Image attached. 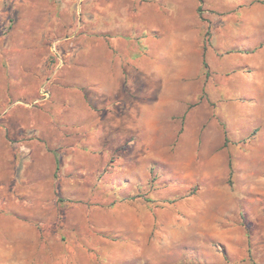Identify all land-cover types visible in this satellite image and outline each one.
<instances>
[{"label": "rangeland", "instance_id": "374dc122", "mask_svg": "<svg viewBox=\"0 0 264 264\" xmlns=\"http://www.w3.org/2000/svg\"><path fill=\"white\" fill-rule=\"evenodd\" d=\"M89 1L0 0V264H264V0H200L205 66L171 81L191 1L145 0L176 25L140 41L145 86L126 76L137 133L103 118L110 89L47 118L75 92L59 48L88 42Z\"/></svg>", "mask_w": 264, "mask_h": 264}, {"label": "crops", "instance_id": "0c3cea01", "mask_svg": "<svg viewBox=\"0 0 264 264\" xmlns=\"http://www.w3.org/2000/svg\"><path fill=\"white\" fill-rule=\"evenodd\" d=\"M75 1L70 0V3H75ZM172 1L177 4L175 0ZM190 1L191 4L188 9L182 11L189 15L187 27H191L193 31L192 43L187 48L186 58H179L183 56L181 55L182 53L177 52L178 48L173 47L169 56L170 58L167 60L168 66H164L172 74L167 79L168 81L173 80V77L180 79L182 76H186L191 80L198 77L200 79L204 52L201 41L203 25L201 18L197 14L200 1ZM89 4L91 7V17L88 42H85L82 46H76V44L69 46L68 42H64L63 46L59 48L64 50L67 62L64 66V71L56 79L60 81L61 86H63L62 84L72 85L75 92L72 93L73 96H70V94L66 96L64 94L62 97L56 96L53 98L56 107L53 112L51 111L52 115L48 113L47 118L50 119L51 116L55 115H59L60 117L62 112L66 110L81 114L90 112V107H87V103L82 96H76L77 88L79 90L80 88H84V92L92 96L89 98V102L96 103V105L98 103L102 104L107 98L103 100V98L95 96L99 95L98 93L101 91L105 92L110 89L112 90L111 96H108L110 100L108 99L109 101H107L113 102L115 107L111 112H106L108 116L105 114L103 118H113L114 128L118 130L121 128L126 129L123 133H128L129 131L140 132V130L146 127V121L143 123L141 120L144 119L139 118L137 114L140 109L138 104L139 99L137 100V98H141L142 96L138 95L134 97L127 93L124 95L125 93H123L122 88H124V84L129 76L131 77L130 80H133L135 77L138 78L137 86L140 85V81L145 82L142 84V87L145 86L149 79H146L145 71L147 68H143L141 62L152 67L151 61H154V59H152L150 53L157 51L158 48H155V46H158L159 37L167 33L165 26L171 25L170 27L174 28L176 24L173 26V20H170L159 26L149 25L152 16L155 19L162 17L160 16L161 12L157 10L158 7L153 6L154 4L151 7L149 6L150 9H147L145 0L141 5H136L131 0H91ZM110 6L113 7L112 10H110ZM148 10H150L149 14ZM175 12L179 14L178 10ZM178 18L176 17V19ZM171 28L169 29L171 30ZM147 29L149 31L148 34L146 33ZM140 41L150 44V53H147L145 50L141 53ZM127 75L128 77H126ZM155 80L152 78L151 82ZM129 110H132V115L130 116L128 115ZM98 124L101 128L104 127L102 121ZM1 167L0 158V171ZM3 184L1 181L0 189H3Z\"/></svg>", "mask_w": 264, "mask_h": 264}, {"label": "trees", "instance_id": "16d2710c", "mask_svg": "<svg viewBox=\"0 0 264 264\" xmlns=\"http://www.w3.org/2000/svg\"><path fill=\"white\" fill-rule=\"evenodd\" d=\"M199 1H200V0H199ZM202 64H203V66H205V62H203ZM56 164L58 165V161H57V160H56Z\"/></svg>", "mask_w": 264, "mask_h": 264}]
</instances>
